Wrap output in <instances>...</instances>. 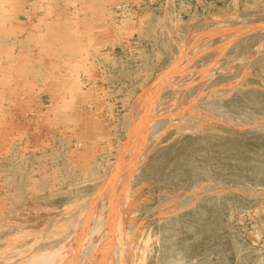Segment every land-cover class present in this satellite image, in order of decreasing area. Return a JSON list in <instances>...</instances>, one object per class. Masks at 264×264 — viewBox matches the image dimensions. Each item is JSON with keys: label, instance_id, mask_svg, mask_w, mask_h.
<instances>
[{"label": "rangeland", "instance_id": "374dc122", "mask_svg": "<svg viewBox=\"0 0 264 264\" xmlns=\"http://www.w3.org/2000/svg\"><path fill=\"white\" fill-rule=\"evenodd\" d=\"M32 1L0 0V264H264V0Z\"/></svg>", "mask_w": 264, "mask_h": 264}, {"label": "crops", "instance_id": "0c3cea01", "mask_svg": "<svg viewBox=\"0 0 264 264\" xmlns=\"http://www.w3.org/2000/svg\"><path fill=\"white\" fill-rule=\"evenodd\" d=\"M32 4H36L37 7L40 5V6H45V8L47 7V8L57 9L60 7H64L65 5L76 6V4H80V0H34L32 1Z\"/></svg>", "mask_w": 264, "mask_h": 264}, {"label": "bare ground", "instance_id": "6f19581e", "mask_svg": "<svg viewBox=\"0 0 264 264\" xmlns=\"http://www.w3.org/2000/svg\"><path fill=\"white\" fill-rule=\"evenodd\" d=\"M89 238V237H88ZM85 240H86V238H85ZM105 250V249H104ZM86 254V253H85ZM79 259V258H78ZM79 261V260H78Z\"/></svg>", "mask_w": 264, "mask_h": 264}]
</instances>
